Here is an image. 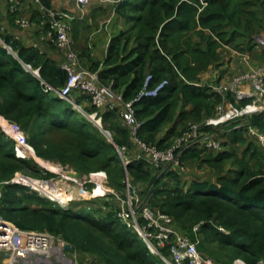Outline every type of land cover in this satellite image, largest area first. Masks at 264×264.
<instances>
[{
  "label": "trees",
  "instance_id": "obj_1",
  "mask_svg": "<svg viewBox=\"0 0 264 264\" xmlns=\"http://www.w3.org/2000/svg\"><path fill=\"white\" fill-rule=\"evenodd\" d=\"M42 1L51 7L49 1ZM205 1L208 5L200 10L201 0H123L117 10L128 27L111 39L103 62L87 55L90 63L87 60L85 65L99 70L102 82H112L125 100L140 92L148 74L152 75L150 86L169 80L158 95L144 97L136 104L137 116L143 121L141 137L162 149L172 144L171 136L180 123L186 126L188 121L202 122L205 117L214 116L222 100L208 87L199 85L198 80L209 65L218 66L228 60L223 56L225 49H220L223 43L214 35L230 43L235 40L234 32L242 36L246 33L242 30H246L250 34L246 33V39L251 41L264 30V25H259L262 15L253 9L264 6V0ZM6 10L10 20L16 18L18 11ZM221 25L233 27L232 38L224 39L220 32H214L221 31ZM209 28L211 36L206 32ZM80 55L85 58L81 52ZM32 70H38L39 76ZM66 79L67 72L41 46H25L11 34L0 33V115L21 126L38 157L59 161L83 174L105 170L116 190L124 188L125 169L116 145H131L127 128H117L110 140L85 114L92 112L93 106L83 113L52 89L63 86ZM187 105L192 108L187 110ZM116 116V111L104 112L103 127L107 129L104 121H113ZM250 124L264 130V112L212 130L222 140V152L198 149L182 156L186 163H207L214 177H193L184 183L181 172L172 170L164 175H174L175 181L163 185L162 175L158 177L145 161L127 166L132 185L147 184V193L156 199L152 205L172 215L184 233L196 239L198 233L193 227L202 222L199 231L223 253L208 250L203 242L199 249L215 255L217 258L212 257L222 264H233L236 258H243L247 264H264V160L257 157L264 154L247 135ZM15 143L0 125V205L6 220L21 229L61 236L72 244L80 259L92 255L101 264H167L116 216L113 207L75 210L69 205L65 209L25 186L4 183L23 170L45 178L55 176L30 164V159L18 158ZM242 145V156L234 160L238 166L228 168L227 161L235 157V150ZM247 154L255 162L248 160ZM161 252L169 255L167 248Z\"/></svg>",
  "mask_w": 264,
  "mask_h": 264
},
{
  "label": "built area",
  "instance_id": "obj_2",
  "mask_svg": "<svg viewBox=\"0 0 264 264\" xmlns=\"http://www.w3.org/2000/svg\"><path fill=\"white\" fill-rule=\"evenodd\" d=\"M34 1L37 4H43L42 0ZM94 1L73 0L82 14L85 13V8ZM201 1L206 3L205 0ZM21 2L22 0H0V4L3 3L11 13L20 10ZM16 18V24L21 27H28L32 24L28 16ZM41 18L39 41L44 44L50 43L63 52L64 59L60 66L67 72V79L63 86L50 88L61 98L73 103L75 108L83 113H85L84 109L73 100V97L76 93L87 96L94 109L92 112H86V115L98 126L100 125L99 127L106 135L111 137V132L103 127V113L108 110L116 111L129 132L131 145H116L127 173L125 179L127 191H130L131 187L134 191V185L128 177L127 166L129 164L143 160L155 169L158 177L172 170L185 172L187 163L182 160V156L187 151L199 149L220 153L224 150L222 140L216 132L209 129H216L225 123L240 121L254 113L264 112V64H254L248 52L237 50L244 69L230 76L228 80L214 79L205 84L199 83L201 86L208 87L209 92L221 96L222 100L217 104L215 115L202 122L188 121L186 127L174 138L169 147L159 148L156 144L149 143L141 137L143 121L137 116L136 104L144 97L158 95L169 80L163 79L155 86H150L152 75L148 74L140 92L134 98L125 100L122 92L114 89L112 82L109 84L102 82L99 70L85 65L72 38L71 21L75 19L74 15L65 10L47 6ZM3 32H6V28L0 24V33ZM251 41L264 48V32L256 35ZM246 100L248 102L242 104ZM2 127L6 135L15 140V154L18 158L30 159L34 156L35 149L18 123L7 120ZM246 128L248 137L264 154V130L251 124ZM60 168L61 172H55V176L49 178H37L17 171L10 180L4 183L25 186L46 198L59 202L65 209L75 200L93 201L98 196H110V193H115L107 184L108 175L105 170L93 171L77 178L69 174V172L76 173L75 169L64 166ZM59 174L68 182L67 189L70 186L76 187L74 192L69 193L70 196L65 202L57 200L54 194L59 192L67 195L66 190L60 187L56 179L60 176ZM1 184L3 183H0V203L3 194ZM90 184L95 186L90 188ZM98 188H103L104 193L96 194ZM123 200L124 204L115 208L116 216L133 228L146 242L150 251L159 255L167 264H222L214 257L200 251V240L193 239L180 230L173 216L152 205L150 198L144 197L140 203L138 199L134 203V196ZM193 229L197 234L200 226L196 225ZM220 230L225 231L222 227ZM67 244L68 242L61 236L51 232L27 230L15 226L4 218L0 205V264H100L98 258L94 256L85 260L80 259L76 250L66 248ZM163 248H167L168 256L162 254ZM263 262L264 260L261 261ZM233 264L247 263L243 258H236Z\"/></svg>",
  "mask_w": 264,
  "mask_h": 264
},
{
  "label": "rangeland",
  "instance_id": "obj_3",
  "mask_svg": "<svg viewBox=\"0 0 264 264\" xmlns=\"http://www.w3.org/2000/svg\"><path fill=\"white\" fill-rule=\"evenodd\" d=\"M69 1V5L66 7V8H63V9H60V8H56L58 10H65L66 12H69L71 15H74L75 16V19L71 21V28H72V38H73V41H74V45H75V48L77 50V48H79V45L80 43L82 42L83 43H87L89 40H90V36L92 35V33L95 31H97L98 29L99 30H104V28L106 29V25H108L111 20H109V18H107V15H108V9H101V10H96V12L93 14L92 13V7L91 5L87 6L85 8V13L82 14L81 13V10L76 8V6L73 8V0H68ZM121 1L123 0H114L113 2L110 1V4H111V9L114 8L115 12H117V14L120 15V13L118 12V5L121 3ZM262 4V3H261ZM264 4V3H263ZM208 5V3H203V5H201L202 7V10ZM260 7V8H259ZM73 8V9H72ZM254 10H258L259 14L262 15V19L260 20V24L261 25L260 27H262V25H264V6H258V7H254L253 8ZM104 10V11H103ZM37 11V10H36ZM35 11V12H36ZM39 13V11H38ZM20 16H24L20 13V10L17 12L16 14V17H20ZM34 14L32 15L31 20H32V24L29 25L28 27H21L19 26L18 24H16L15 22V19H14V23L16 25V27L18 28V30L22 31V30H31L32 26H34V23H38L36 24V28H40L41 26V23L40 21L42 20V18H37L38 16H35L33 17ZM122 17V19L124 20V27L119 31V33L116 34L119 35L123 30H125L128 25L125 23V19L122 15H120ZM16 18V19H17ZM34 18V19H33ZM90 18L93 19V21H91V23L89 22L90 21ZM114 19V18H113ZM95 20V22H94ZM104 20V22H102ZM222 27L219 28V30L221 31H214V32H220V34H222L224 37V39L226 37H231L232 38V32H233V27H230V26H224V25H221ZM37 30V33H38V44H44V43H41L39 41V35H40V30ZM102 28V29H101ZM198 29L200 28L199 26L197 27ZM264 29V27H263ZM106 31V30H104ZM245 31L248 35L249 32L246 31V30H242V32ZM94 32V33H95ZM207 33H209V35L211 36L212 34V29H207L206 30ZM246 33L244 35H240L238 32H234V36L233 38H235L236 42H243V40L245 41V39L247 38V35ZM192 35V34H191ZM227 35V36H226ZM95 36V35H94ZM114 37V36H113ZM112 37V38H113ZM214 37L216 39H219L221 43H223L222 46H220L221 50L224 51L225 49V45H227V41H223V39L219 38L218 36L214 35ZM111 38V39H112ZM110 42L111 40L109 41V44H108V48H107V51L109 49V46H110ZM132 44V43H131ZM78 51V50H77ZM59 54L64 56L63 55V52H61L60 50H58ZM107 54V52H106ZM228 53H225L223 54V56L225 55V58L227 56ZM88 117V116H87ZM91 121H94L93 119H91L90 117H88ZM3 119L0 117V122H2ZM95 122V121H94ZM5 123H3L4 125ZM104 125L105 127L111 132V136L113 137V135H115V131L117 132V128H119L120 126H122V122L120 120V118L117 116L114 118L113 121H108V122H105L104 121ZM100 126V125H99ZM184 126V127H183ZM186 126L184 125V123H180L179 126H178V130H176V133L171 136V141H173V139L177 136V134L179 133V130H181L182 128H185ZM227 142V141H226ZM261 155V154H260ZM259 154H257V157L258 158H261L264 160V156L261 155L260 156ZM242 156V151H241V148L238 147L236 150H235V157L229 159L227 162V165H228V168L229 166L234 169L236 168L235 166H238V164L236 163V161H234L237 157H240ZM247 159L248 160H251V162H255V158L252 156L251 157V154H247ZM29 160V159H28ZM30 160H31V163L33 166H35L36 168H38L39 170L41 171H50V172H61V168L62 167V164L59 162V161H52V160H48V159H45V158H42V157H38L36 155V151L34 152V156H31L30 157ZM187 168H186V171L185 172H182L181 173V177H182V180L184 183H186L188 180H191V178L193 177H201V178H208V177H214L215 174H214V171L212 170V168L209 167V165L207 163H202V162H199L198 160H191L189 162H187L186 164ZM204 167V168H202ZM202 168V169H201ZM65 169V168H64ZM22 173H26V174H30V175H33L37 178H40L42 176H39V175H36L34 173H32L31 171H28V170H23L21 171ZM81 173V172H80ZM55 174V173H54ZM83 174V173H82ZM60 176H58L56 179L58 180L59 184H60V187H62L64 189V191L66 190V194L68 196L69 193L71 191H75V188L74 186H70L68 189H67V186H68V182L65 181V179L63 178V176L61 174H59ZM108 175V174H107ZM129 179H130V176L128 175ZM175 176L172 175V174H168V175H162L160 178L162 180L161 184H165V182L167 184H171L172 181L174 182ZM126 179V177H125ZM110 178L108 177V180H107V184L113 189V192L115 193H110V196L106 195V196H98L97 198H94V201H85V200H75V201H72L70 203V206H72L75 210L77 209H80L82 207H88V208H95V207H102L103 209L105 210H109L110 207H113V208H117V207H120L123 203V199H127V197L129 198V196H134V203H135V200L138 199L139 200V203L141 202V200L144 198V197H147V199H151V203L152 201L155 202V198L154 196H152L151 194H148L147 192V184H143L141 182H138L137 184L135 183L134 184V191H133V188L131 187L130 191H127V188H126V184H125V187L120 189V190H116V188H114L111 183H110ZM125 182V180H124ZM3 184H1L2 186ZM106 185V183H105ZM95 186V185H94ZM93 187V186H92ZM90 187V188H92ZM62 195H65L63 193H61ZM40 195V194H39ZM42 196V195H40ZM44 197V196H42ZM46 198V197H45ZM48 199V198H47ZM50 200V198L48 199ZM96 200V201H95ZM52 202H54L56 205L60 206L59 205V202H56V201H53L52 199L50 200ZM158 201V200H157ZM106 204V205H105ZM124 204V203H123ZM105 205V207H104ZM202 222L196 224V225H199L201 224ZM195 225V226H196ZM197 238L200 240L199 243H204V245H206L207 249L208 250H212V251H215L217 252L218 254H222L223 252L221 250L218 249V246L215 242H211L210 240H207L206 241V236L204 235L203 232H200L198 231V235H197ZM206 249V251H207ZM208 252V251H207ZM211 254V253H210ZM214 256L215 258H217L215 255H212ZM88 257H91L93 258L92 255H88V256H85V258H83L82 260H85L86 258ZM101 264V263H100Z\"/></svg>",
  "mask_w": 264,
  "mask_h": 264
},
{
  "label": "crops",
  "instance_id": "obj_4",
  "mask_svg": "<svg viewBox=\"0 0 264 264\" xmlns=\"http://www.w3.org/2000/svg\"><path fill=\"white\" fill-rule=\"evenodd\" d=\"M47 1H49V3L51 4V7H54V8L63 9L69 5L68 0H47ZM91 6H93L92 7L93 14L96 12V10H101V9L107 10L108 9L109 11L107 12L108 13L107 18H109L111 22L105 26L106 29L104 28V30L106 31L99 30V29L96 32L94 31L95 33L94 32L92 33V35L90 36V40L87 43H83V44L81 42L77 50L80 51L85 56V58H83L84 62L88 60L87 55H89V53L92 55V58L94 61L103 62L106 57V52H107L109 41L111 40L113 36H116V34L119 33V31L124 27V20L119 14H117V12H115L114 8L111 9V4L109 0H95L91 4ZM46 7L47 6L44 3L37 4L34 0H22L21 6H20V13L28 17H32L34 13H37L36 14V16H38L37 18H41V15L44 12V9ZM74 7H75V4L73 2V8ZM8 14L9 13H7L6 6L3 3L0 4V24L6 28V32L11 34L14 38L20 40V42L24 44L25 46H29V47L36 46V45L38 46L37 30L39 27L36 28L37 27L36 24L38 23H34V26H32L31 30L20 31L16 27L14 23V19L13 20L9 19ZM91 21H93L92 18H90L89 22L91 23ZM102 22H104V20ZM193 36L195 39L198 38L196 34H194ZM41 48H42V51L46 52L47 56L56 60L58 63L62 62L63 56L59 54L58 50L53 45L43 44L41 45ZM237 50L248 52L254 64H264V48L263 47L257 46L253 43V41H248L247 39H245V41L243 40V42H236V40H234L230 43L227 42V45H225V51L226 53H228L226 56V59L228 60H225V61L223 60L219 62L218 66H214V64L209 65V68L206 71L199 74L200 79L198 80L201 83L210 82L214 79H217V77L221 78L222 80H228L233 73L235 74L237 72H240L242 69H244L245 67L240 61V57L237 53ZM87 63H90V60H88ZM73 100L77 104H79V106H81V108H83L84 111L85 109L90 110V108H92V104L90 100L87 97L79 93H76L74 95ZM185 108L187 110H190L192 106L187 105ZM117 116L120 118L118 114ZM0 117L3 119V121L0 122V124L2 125L3 123L7 121V119H5L1 115ZM207 117H205L202 121L207 119ZM120 120L123 126H125L121 118ZM216 129H209V130L212 131ZM240 148L242 151L245 148V145L240 146ZM190 181L191 180H188L187 183H189Z\"/></svg>",
  "mask_w": 264,
  "mask_h": 264
},
{
  "label": "bare ground",
  "instance_id": "obj_5",
  "mask_svg": "<svg viewBox=\"0 0 264 264\" xmlns=\"http://www.w3.org/2000/svg\"><path fill=\"white\" fill-rule=\"evenodd\" d=\"M103 193H104L103 188H98V189L96 190V194H98V195H101V194H103ZM54 194H55V198H56L57 200H59L60 202H65V201L68 199V195H62V194L59 193V192H55ZM86 194H87V193H86Z\"/></svg>",
  "mask_w": 264,
  "mask_h": 264
},
{
  "label": "water",
  "instance_id": "obj_6",
  "mask_svg": "<svg viewBox=\"0 0 264 264\" xmlns=\"http://www.w3.org/2000/svg\"><path fill=\"white\" fill-rule=\"evenodd\" d=\"M29 69V68H28ZM35 74H37V75H39L38 73L39 72H37V71H34V70H32ZM69 174L71 175V176H75V177H77V178H81L82 176H83V174L82 173H80V172H76V173H73V172H69ZM126 175H127V173H125V177H126ZM73 246H72V244H70V243H68L67 245H66V248L67 249H71ZM0 257H1V254H0Z\"/></svg>",
  "mask_w": 264,
  "mask_h": 264
},
{
  "label": "clouds",
  "instance_id": "obj_7",
  "mask_svg": "<svg viewBox=\"0 0 264 264\" xmlns=\"http://www.w3.org/2000/svg\"><path fill=\"white\" fill-rule=\"evenodd\" d=\"M40 30V29H39ZM55 47V46H54ZM56 48V47H55ZM57 49V48H56ZM58 50V49H57ZM79 53H80V51H79ZM63 59H64V56H63ZM63 61V60H62ZM26 67L27 68H29V69H31V67L29 66V65H26ZM34 71H37V72H39L38 70H34ZM39 74V73H38ZM37 75V74H36ZM39 76V75H38ZM86 114V113H85ZM1 125V124H0ZM96 125L98 126V124L96 123ZM3 126V124L1 125V127ZM2 129H3V127H2ZM102 132H103V130H102ZM104 133V132H103ZM105 134V133H104ZM107 137L110 139V140H112V136L110 137V136H108L107 135ZM53 173H55L54 171H53ZM125 173H126V171H125ZM49 199V198H48ZM51 200V199H50ZM61 206V205H60ZM73 248V247H72Z\"/></svg>",
  "mask_w": 264,
  "mask_h": 264
}]
</instances>
